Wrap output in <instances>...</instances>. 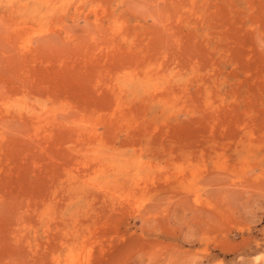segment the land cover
I'll return each mask as SVG.
<instances>
[{"label":"rangeland","instance_id":"1","mask_svg":"<svg viewBox=\"0 0 264 264\" xmlns=\"http://www.w3.org/2000/svg\"><path fill=\"white\" fill-rule=\"evenodd\" d=\"M0 264H264V0H0Z\"/></svg>","mask_w":264,"mask_h":264}]
</instances>
